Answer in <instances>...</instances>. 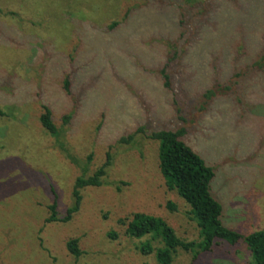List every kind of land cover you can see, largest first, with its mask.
Segmentation results:
<instances>
[{
	"label": "rangeland",
	"instance_id": "374dc122",
	"mask_svg": "<svg viewBox=\"0 0 264 264\" xmlns=\"http://www.w3.org/2000/svg\"><path fill=\"white\" fill-rule=\"evenodd\" d=\"M183 2L0 0V264H159L139 251L151 236L125 234L120 221L134 213L199 242L190 207L165 186L159 143L148 138L164 129L187 128L186 143L214 170L225 227L264 231V0H200L189 43L178 25ZM175 46L169 90L162 70ZM44 106L60 138L43 129ZM140 129L133 144L118 143ZM109 151L103 185L81 191L71 221L48 224L56 198L63 219L76 180L92 176ZM73 239L79 259L68 249ZM251 263L241 241L196 262L179 250L172 264Z\"/></svg>",
	"mask_w": 264,
	"mask_h": 264
},
{
	"label": "trees",
	"instance_id": "16d2710c",
	"mask_svg": "<svg viewBox=\"0 0 264 264\" xmlns=\"http://www.w3.org/2000/svg\"><path fill=\"white\" fill-rule=\"evenodd\" d=\"M179 5L180 17L178 25L180 33L182 40L189 43L195 40L190 33H197L199 28L195 21L193 22L189 19V16L193 17L192 11L200 5V0H186V2ZM119 26L120 24L114 23L109 30L114 31ZM174 48L177 49L178 47L175 46ZM179 56L178 49L168 53L167 62L162 70L166 89H171V78L168 71L178 60ZM69 83V78H67L65 89L68 93L70 92ZM205 98L208 101H212L213 92H208ZM204 105L207 106V103L205 102ZM42 111L40 121L43 129L54 138H60L61 132L54 122L51 110L44 106ZM186 129L159 130L153 132L148 138L159 143V168L165 180V186L169 192H175L190 207V218L199 229V242H188L180 239L167 221L144 213H134L120 221L126 228V236L132 239H142L146 236H151L153 242H159L161 244L159 248H155L152 245V241H147L139 248L140 253L143 255L156 254L159 264H172L179 250L192 254L193 262H196L201 254L213 251L215 246L225 242L235 245L241 241L245 242L251 253V264H264V231L243 236L225 227L222 222L223 208L211 194L212 183L216 178V174L202 157L186 143L185 136L188 134ZM142 132L144 131L140 129L138 132L121 138L118 143L120 145H131L136 140L138 133ZM89 159L91 161L92 157L90 156ZM111 162L112 155L109 151L107 153V162L92 176H83L76 180L73 190L75 203L63 219L58 218V202L56 198L54 204L50 206L51 216L47 223L58 221L68 223L71 221L81 208L83 201L81 191L87 187L102 186L111 167ZM167 207L172 212L178 210L172 202H169ZM111 236L116 237L114 234H111ZM68 249L70 254L76 259L83 255L79 239L69 241Z\"/></svg>",
	"mask_w": 264,
	"mask_h": 264
}]
</instances>
